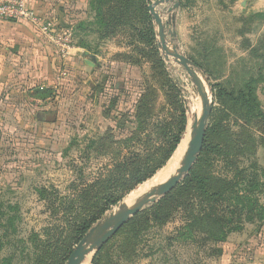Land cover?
Here are the masks:
<instances>
[{
    "label": "rangeland",
    "instance_id": "374dc122",
    "mask_svg": "<svg viewBox=\"0 0 264 264\" xmlns=\"http://www.w3.org/2000/svg\"><path fill=\"white\" fill-rule=\"evenodd\" d=\"M155 1L131 0L127 11L126 1L107 0L104 23L108 25L104 38L99 36L101 26L96 31V15L89 17L87 0H82L85 9L79 11L72 8V0H47L51 3L44 6L43 14L37 13L40 24L50 25L51 36L35 27L57 51L58 46L49 37L63 39L71 35L72 49L81 47L89 51L86 52L89 55L100 56L101 63L97 64L101 65V75L98 79L91 69L85 68L79 59L80 51L76 54L70 51L68 55L59 53L60 77L65 82L61 92H56L60 101L47 124L39 122L43 117L41 112L30 111L28 96H15L13 100L8 96L10 92H0V246L1 260L6 264H67L78 245L74 244L77 223L99 212L104 198L127 190L130 179L125 165L132 153L158 154L156 160H159L160 147H168L162 144L161 134L168 138L170 130H163L158 124L171 125L175 132L179 106L185 108L188 123L190 102L198 99L197 121L201 99L189 74L173 58H165L156 31L155 45L141 40L140 33L150 25L155 30L151 14V19L145 18L142 3L148 9ZM29 2L36 7L39 0ZM200 6L198 3L193 7L191 20L186 21L187 26L181 27L179 33L175 26H170L169 30L176 33L173 41L179 52L204 73L212 89L208 143L218 145L222 151L206 156L211 162L199 165L198 170L224 174L226 154H238L240 143L245 144V150L254 147L258 142L255 136H259L262 127L254 120L248 122L246 106L227 97L219 98L214 87L222 85L237 95L255 78L258 81L256 93L264 108V49L260 46L254 58L250 53H238L237 57L231 51L230 42L220 43L223 52L216 37L205 43L208 35L204 33ZM171 7L172 4L157 7L164 22L178 12L170 13ZM95 38L105 42H95ZM67 58H78L79 62L71 63ZM119 62L129 63L131 67ZM80 68L88 75L79 74ZM90 80L94 85L90 86ZM141 99V104L146 102L149 107L148 112L142 110V114H149L148 119L139 115L141 111L137 106ZM232 158L241 161V157L233 155ZM259 163L264 167L261 149ZM150 180L127 194L119 204L111 206L90 229L122 203H125L121 206L123 209L138 200L149 190L147 186L146 191L144 188ZM164 198H154L137 215L148 213ZM137 215L123 226L124 229L96 248L87 264H248L253 247L261 248L264 243L263 235L260 242L258 240L257 226L249 224L242 233L230 235L218 247L209 245L206 253H197L195 245L176 243L164 253L159 251V241L168 234H175L179 222H171L158 231L162 236H143L145 242L136 245L139 240L130 233L128 225ZM216 249L220 253H215Z\"/></svg>",
    "mask_w": 264,
    "mask_h": 264
},
{
    "label": "trees",
    "instance_id": "16d2710c",
    "mask_svg": "<svg viewBox=\"0 0 264 264\" xmlns=\"http://www.w3.org/2000/svg\"><path fill=\"white\" fill-rule=\"evenodd\" d=\"M124 1H126L124 2L125 8L129 11L127 6H130L131 0ZM142 4L145 18L151 19L149 10L144 7V3ZM181 5L184 8L186 7L182 2ZM91 7L94 16L96 15V31L98 32V27L101 26L102 31L99 32V36L104 38L103 36H107L106 29L108 25L105 26L104 23L106 7H108L107 0H92ZM125 11L123 12L125 13ZM121 12L119 9L118 15ZM100 21H103V23H100ZM140 35L141 40L155 45L156 35L151 25ZM254 55H256V51ZM119 64L131 67L129 63L125 62H119ZM260 78L262 77L260 76ZM257 82L255 78H252L250 83L240 90L237 95L229 92L222 85L214 87L217 89L219 98L227 97L235 103H241L247 107L245 118L248 122L254 120L257 125H261L259 136H255L258 141L257 144L250 147L249 150H245V144L240 143L237 148V153L240 156L228 152L225 156L226 171L224 174L199 171V165L211 162V160L208 161L206 156L215 155L222 151L218 145L208 143L209 132L207 131L202 152L189 176L172 193L166 195L159 205L148 211V213L137 215L128 225L130 233L135 239L139 240L136 245H140L144 241L143 236H155L156 234L162 236L158 234V231L166 228L171 222L176 224L177 221L179 226L175 227V234H168L159 241L160 252L165 253L167 249L172 247L173 243H176L178 245H195L197 253H206V248L209 245L218 247L217 245L225 243L230 235L242 233L245 225H256L257 232L264 230V167L259 163L260 149L264 152V108L256 93L257 88H255V85ZM48 93L50 94L49 91L38 92L37 95L46 97ZM141 102L142 99L139 102L140 105L137 106V109L141 111L139 115L147 116L148 119L149 114H142V110L145 109L148 112L149 107L146 102L142 104ZM187 125L186 111L182 105L179 106L175 132L172 130L174 128H171V125L158 124V126L163 127V130H170L168 138L163 137L161 134L162 144L166 143L168 147L166 149L160 147L162 148L159 151V153L162 152L160 159L156 160L158 154L140 155L132 153L129 163L125 165L127 177L130 179L127 190L120 189L122 191L120 194L113 193L116 196L112 197L111 195L104 198L99 212L77 223L75 245L80 243L90 229L91 224L104 215L111 206L119 204L127 194L152 179L167 165L180 145ZM158 126L157 129H159ZM233 155L238 158L241 157V161L232 158ZM262 248L264 249V243L261 250ZM1 250L0 246V264H6L5 260H1ZM262 251L264 252V250ZM215 253H220V251L216 249Z\"/></svg>",
    "mask_w": 264,
    "mask_h": 264
},
{
    "label": "crops",
    "instance_id": "0c3cea01",
    "mask_svg": "<svg viewBox=\"0 0 264 264\" xmlns=\"http://www.w3.org/2000/svg\"><path fill=\"white\" fill-rule=\"evenodd\" d=\"M177 2H179L180 8L176 14V32L179 33L181 27L187 26L186 21L191 20L193 7L200 3L202 19H204V33L206 36L208 35L205 43H210L213 37H216L219 39L218 44L223 52V46L220 45L230 42L231 51L235 52L237 57L238 53H250L254 58L256 57L255 51L260 46H263L264 49V0H177ZM181 2L184 3L185 8L182 7ZM50 3L47 0H39L35 7L29 2V8L41 15L44 6ZM91 6L92 0H87L86 8L89 11V17L94 15ZM72 8L77 11L85 9L82 0H72ZM94 41L98 43L102 41L101 44L105 42L98 39ZM102 50L106 51L104 47ZM206 51L210 52L211 50L206 49ZM71 52L81 53L79 59L81 58L85 68L91 69L92 74L97 75V78L100 79L101 70L99 66L101 65H98L99 62L101 63L100 56L92 54L98 63L93 68L87 65L86 52L89 51L77 47L73 48ZM67 60L71 63L72 61L79 62L78 58H67ZM60 61L61 57L56 46L45 35L38 32L33 24L23 20H11V22L0 20V92H10L8 96L12 97L13 100L15 96H28L29 101H31L29 104L30 111H39L43 115V117L40 116L42 117L40 121L38 120L41 123L50 122L48 117L56 110L58 101H60L58 94L65 82V79L60 77L58 66ZM81 68L79 74L88 75L86 72H82L84 70ZM80 80L82 79H79V82H81ZM88 83L90 86L94 85L93 80ZM45 91H49L50 94L48 93L46 97L37 95L38 92ZM262 232L264 230L257 232L259 242L263 235ZM262 250L264 249L262 248ZM262 250L255 245L253 256L248 264H264V252Z\"/></svg>",
    "mask_w": 264,
    "mask_h": 264
},
{
    "label": "water",
    "instance_id": "95a60500",
    "mask_svg": "<svg viewBox=\"0 0 264 264\" xmlns=\"http://www.w3.org/2000/svg\"><path fill=\"white\" fill-rule=\"evenodd\" d=\"M163 4H172V7L169 9L170 13L180 8V4L177 0H156L154 4L148 6V10L155 24L159 48L167 60L173 58L176 63L186 70L201 99V113L193 130L192 141L185 152V164L181 169L176 171L166 185L162 187H152L147 190L131 209L122 212V203L119 205L118 209L96 226L92 227L73 250L67 264H79L81 258L85 255L91 244H94L92 249L94 252L103 242L107 241L121 230L132 217L137 215L146 205L152 202L154 198L164 197L172 192L183 178L190 174L202 152L208 122L213 108L212 89L204 73L200 71L189 58L179 52V47L173 41L176 37V33L169 30L170 26H175L176 16L172 15L168 22H164L157 12V7ZM169 36H171L172 39H169ZM86 57L88 58L87 65L93 68L96 67V57L87 53Z\"/></svg>",
    "mask_w": 264,
    "mask_h": 264
},
{
    "label": "bare ground",
    "instance_id": "6f19581e",
    "mask_svg": "<svg viewBox=\"0 0 264 264\" xmlns=\"http://www.w3.org/2000/svg\"><path fill=\"white\" fill-rule=\"evenodd\" d=\"M197 100L190 102L189 115H188V127H187L186 133L184 135V138L182 139L180 146L178 147L176 153L173 155L172 159L169 161L167 167L161 173H159L155 178L150 180V182L147 185H145V188L143 187L145 191H146L147 187L150 189L152 187H162V186L166 185L170 181L172 176L176 173V171L181 169L183 167V165L185 164L186 160L181 165L182 161L185 158L186 149L188 148V145L192 141L193 130H194V127H195L196 122H197L196 121V115H198V113H197L198 101ZM140 190L143 191L142 188ZM135 199L136 198H132L131 200H135ZM136 202H137V200H135L133 203L128 205L126 208H123L121 211L124 212L126 210L131 209L136 204ZM93 247H94V244H91L89 246L85 255L81 258V261L79 262V264H87L88 263L90 256H91V253L93 252L92 251Z\"/></svg>",
    "mask_w": 264,
    "mask_h": 264
},
{
    "label": "built area",
    "instance_id": "2783aa9c",
    "mask_svg": "<svg viewBox=\"0 0 264 264\" xmlns=\"http://www.w3.org/2000/svg\"><path fill=\"white\" fill-rule=\"evenodd\" d=\"M0 18L6 20H23L38 26L47 36H51L50 25L40 24L39 15L29 8V0H0ZM58 46L59 53L68 55L72 50L71 35L66 38L49 37Z\"/></svg>",
    "mask_w": 264,
    "mask_h": 264
}]
</instances>
